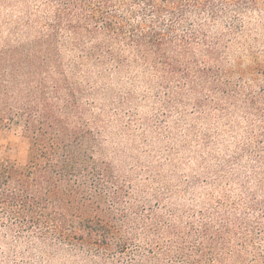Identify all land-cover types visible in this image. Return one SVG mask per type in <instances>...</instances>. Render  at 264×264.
<instances>
[{
  "label": "trees",
  "instance_id": "16d2710c",
  "mask_svg": "<svg viewBox=\"0 0 264 264\" xmlns=\"http://www.w3.org/2000/svg\"><path fill=\"white\" fill-rule=\"evenodd\" d=\"M61 1L34 39L0 43V129L19 132L26 156L0 162V248L15 234L53 254L88 251L100 264H176L201 252L189 239L233 250L232 213L244 222L264 202L250 193L221 200L211 220L201 212L183 226L160 211L167 206L154 188L118 180L93 128L90 98L111 72L142 67L164 86L184 82L199 97L208 92L200 109L212 103L224 111L244 96L264 116V94L235 83L226 63L236 27L211 31L217 0Z\"/></svg>",
  "mask_w": 264,
  "mask_h": 264
},
{
  "label": "rangeland",
  "instance_id": "374dc122",
  "mask_svg": "<svg viewBox=\"0 0 264 264\" xmlns=\"http://www.w3.org/2000/svg\"><path fill=\"white\" fill-rule=\"evenodd\" d=\"M58 1L0 0V43L34 39L53 21ZM215 7L218 16L209 22L211 31L237 29L227 38L231 49L226 63L234 70L233 81L245 84L255 96L264 94V0H217ZM69 52H64L66 60L72 58ZM171 83L172 91L171 85L162 84L159 74L142 67L111 72L100 79L103 90L90 98L96 118L93 128L101 135L105 157L118 180L154 188L167 206L160 211L182 218L183 226L192 218L197 222L201 212L211 220L221 200L241 202L250 193L253 200L264 202V116L251 109L244 96L231 104L227 101L224 111L216 110L211 102L200 109L197 100H204L208 92L199 97L184 82ZM19 135L0 129V162L16 155L25 160L19 152ZM237 215L232 213L241 217ZM247 215L250 218L244 222L233 218L230 223L233 250L224 244L211 249L206 241L189 239L188 247L200 243L201 252L182 257L176 264L263 263L264 206ZM236 223L250 230L242 231ZM241 231L250 234L243 238ZM9 243L0 248L1 264L102 263L100 257L90 260L88 251L64 249L53 254L15 234ZM139 246L138 242L133 249Z\"/></svg>",
  "mask_w": 264,
  "mask_h": 264
}]
</instances>
